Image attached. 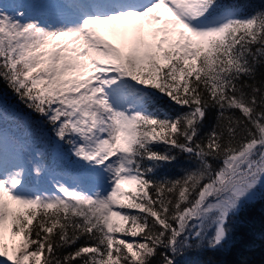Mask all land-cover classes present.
<instances>
[{"label":"snow or ice","instance_id":"snow-or-ice-1","mask_svg":"<svg viewBox=\"0 0 264 264\" xmlns=\"http://www.w3.org/2000/svg\"><path fill=\"white\" fill-rule=\"evenodd\" d=\"M0 82L54 137L0 105V264L219 257L264 200V4H0Z\"/></svg>","mask_w":264,"mask_h":264},{"label":"trees","instance_id":"trees-1","mask_svg":"<svg viewBox=\"0 0 264 264\" xmlns=\"http://www.w3.org/2000/svg\"><path fill=\"white\" fill-rule=\"evenodd\" d=\"M251 3L255 6H259L264 4V0H251ZM0 88L7 89L11 92L3 82H0ZM25 109L29 111L26 107ZM31 118L35 120L39 119L36 118L35 114H33ZM177 174L178 171L173 166H166L159 172L160 176H175ZM238 251H243L248 255L249 259L252 260L254 264H261V261H264V200H258L253 208L246 210L242 214L235 233V246L231 252L219 257L210 256L209 254L200 257L189 255L185 259V264H193V261L197 260L201 261V264H204V262L209 259L222 260L225 261L226 264H232V262L237 259L236 253Z\"/></svg>","mask_w":264,"mask_h":264},{"label":"rangeland","instance_id":"rangeland-1","mask_svg":"<svg viewBox=\"0 0 264 264\" xmlns=\"http://www.w3.org/2000/svg\"><path fill=\"white\" fill-rule=\"evenodd\" d=\"M32 0H14L13 2H3L0 0V4H7V3H31ZM0 105L4 106L6 105L9 110L13 111L16 114H19L23 117H26L25 114L20 113V106L18 99L13 97V94H9L8 91L0 90ZM67 163V159L65 160ZM69 164V163H68Z\"/></svg>","mask_w":264,"mask_h":264}]
</instances>
